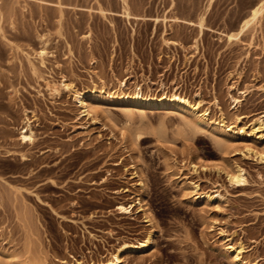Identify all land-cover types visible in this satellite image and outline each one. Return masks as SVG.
Segmentation results:
<instances>
[{
    "label": "rangeland",
    "instance_id": "rangeland-1",
    "mask_svg": "<svg viewBox=\"0 0 264 264\" xmlns=\"http://www.w3.org/2000/svg\"><path fill=\"white\" fill-rule=\"evenodd\" d=\"M260 1L0 0V264H106L149 236L119 264H264V12L229 36ZM94 92L111 103L86 112ZM138 92L235 137L113 101Z\"/></svg>",
    "mask_w": 264,
    "mask_h": 264
},
{
    "label": "bare ground",
    "instance_id": "bare-ground-1",
    "mask_svg": "<svg viewBox=\"0 0 264 264\" xmlns=\"http://www.w3.org/2000/svg\"><path fill=\"white\" fill-rule=\"evenodd\" d=\"M263 12L264 0H261L253 7L250 16L246 20H243V23L241 24L237 35L230 34V38H236L238 37V35L244 33V31H246L252 23H255L258 19H260L259 17L261 15L263 16ZM77 99L86 112H91L97 108H101L106 104V102L111 103L110 95L105 94L104 92H94L87 99H84L83 95H80ZM113 101H117L118 104L122 106V108L128 114L127 116H132V114H134V111H138L142 115H145V111L147 109H169L172 112L180 114L181 117L186 118L187 120L190 118L191 123L189 121L188 123L191 124V127L194 129V131H210L211 134L214 135V137L221 140V142L219 141V145H221V147L223 144V146H225L226 143L231 142L235 137V134L231 129L226 130V127L220 126L218 123L210 121L206 117V115H204V113L201 114L199 111H197V109L193 108V106H191L187 100L177 96H174L173 99L163 98L161 100H158L152 96H144L142 93L138 92L132 96H122L117 98L115 97ZM141 135V133H138V140L141 138ZM21 139L23 140V142L30 141L32 139V132L29 127L23 129V131L21 132ZM228 175L230 181L235 184H242L245 182V176L241 169H235L232 172L228 173ZM208 198L210 197L208 196ZM119 209L122 212H129L130 207L122 205ZM152 240V237L149 236L145 241L143 240V242H139L137 244L123 243L117 250V252L112 255L110 261L106 264H119L125 254L138 251L144 252L150 247V245L152 244ZM237 258L238 254L236 255L235 259L237 260Z\"/></svg>",
    "mask_w": 264,
    "mask_h": 264
}]
</instances>
